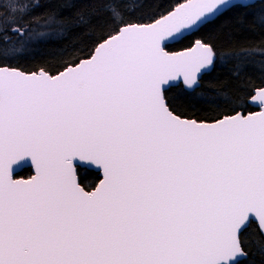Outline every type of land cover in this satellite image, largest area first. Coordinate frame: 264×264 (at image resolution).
Returning <instances> with one entry per match:
<instances>
[{
	"label": "snow or ice",
	"instance_id": "obj_1",
	"mask_svg": "<svg viewBox=\"0 0 264 264\" xmlns=\"http://www.w3.org/2000/svg\"><path fill=\"white\" fill-rule=\"evenodd\" d=\"M100 2L87 55L25 72L11 66V38H33L43 0H0V264H243L241 232H264V85L218 97L232 111L210 120L177 114L164 86L182 77L193 96L216 55L199 39L169 52L170 41L257 4L176 0L133 22L126 0ZM42 15L64 38L65 17ZM22 161L33 174L17 179ZM76 161L100 171L92 190Z\"/></svg>",
	"mask_w": 264,
	"mask_h": 264
},
{
	"label": "trees",
	"instance_id": "obj_2",
	"mask_svg": "<svg viewBox=\"0 0 264 264\" xmlns=\"http://www.w3.org/2000/svg\"><path fill=\"white\" fill-rule=\"evenodd\" d=\"M175 2L126 0L127 11L130 13L126 19L149 22L151 18L167 11ZM256 4L255 9L233 10L221 15L196 33L168 45L166 50L174 52L191 47L199 39L213 47L217 58L214 69L202 78L193 96L187 95L182 85L166 92L167 100L177 114L186 118L210 120L232 111V107L220 102L218 97L244 100L254 88L264 85V76L260 71L264 64V6L258 2ZM49 8L65 17L68 31L63 34L64 38L57 35L56 26L50 28L43 24L47 17L42 14ZM81 14L83 21L79 19ZM33 15L38 17V22H33L30 28L33 38L29 39L26 35L21 42L15 37L11 38V46L18 49L17 58L11 61V66L25 72L40 68L56 72L62 70L69 58L87 55L101 35L106 19L100 0H43V7L36 9ZM41 32L45 36L37 35ZM245 52L252 54L242 55ZM202 96L217 100V103L198 102ZM32 174L31 169H24L17 178H28ZM78 175L86 190H92L100 178L99 173L82 168H78ZM241 243L247 253L243 264H264L261 260L264 236L255 224L242 232Z\"/></svg>",
	"mask_w": 264,
	"mask_h": 264
},
{
	"label": "water",
	"instance_id": "obj_3",
	"mask_svg": "<svg viewBox=\"0 0 264 264\" xmlns=\"http://www.w3.org/2000/svg\"><path fill=\"white\" fill-rule=\"evenodd\" d=\"M249 2L250 3H257L258 2V0H249ZM220 17V16H219ZM217 18H214L211 22H213V21H215ZM210 23V22H209ZM206 24H208V23H206ZM205 24V25H206ZM204 26V25H203ZM203 26H201V27H203ZM198 31V30H197ZM197 31H194V32H192V33H186V37H188V36H190V35H192V34H194V33H196ZM183 40V39H182ZM181 41V40H180ZM180 41H170L169 42V44L168 45H171V44H175V43H178V42H180ZM194 46V44L191 46V47H193ZM191 47H189V48H191ZM188 48H186V49H182V50H179V51H174V52H181V51H186ZM216 55H215V62H214V65L211 67V69L210 70H206V71H202V74L200 75V77H199V87H200V85H201V80H202V78L206 75V74H209V73H211L212 72V70L214 69V67H215V63H216ZM180 85H182L183 87H184V89H185V86H184V84H183V82H182V77L181 78H179L177 81H174V82H172L170 85H165L164 87H165V89H166V92L168 91V90H170L171 88H174V87H178V86H180ZM166 94V93H165ZM75 166L77 167V178H78V181L80 182V178H79V175H78V168H82V169H87V170H90V171H95V172H97V173H99V176H101V173H100V171L94 166V165H91V164H89L88 162H86V161H76L75 162ZM14 176H15V178H17V176L19 175V173H21L24 169H31L32 170V172H33V169L31 168V166H30V162H24V161H22V162H20V164L19 165H14ZM17 179H24V178H17ZM243 232V231H242ZM242 232H241V234H242ZM262 233V235L264 236V232H261ZM241 234H240V238H241ZM247 258V257H246ZM246 258H244V259H246Z\"/></svg>",
	"mask_w": 264,
	"mask_h": 264
}]
</instances>
